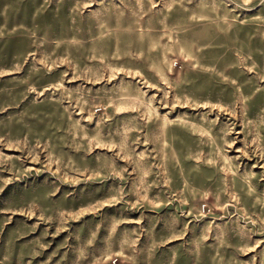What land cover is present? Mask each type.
I'll list each match as a JSON object with an SVG mask.
<instances>
[{"label":"rangeland","instance_id":"374dc122","mask_svg":"<svg viewBox=\"0 0 264 264\" xmlns=\"http://www.w3.org/2000/svg\"><path fill=\"white\" fill-rule=\"evenodd\" d=\"M0 264H264V0H0Z\"/></svg>","mask_w":264,"mask_h":264}]
</instances>
